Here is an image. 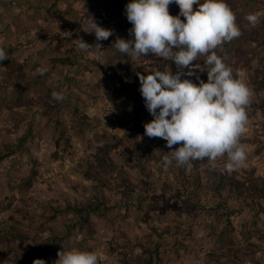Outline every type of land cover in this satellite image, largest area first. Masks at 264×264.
I'll return each mask as SVG.
<instances>
[{
	"label": "rangeland",
	"instance_id": "1",
	"mask_svg": "<svg viewBox=\"0 0 264 264\" xmlns=\"http://www.w3.org/2000/svg\"><path fill=\"white\" fill-rule=\"evenodd\" d=\"M130 2L0 0V264H56L71 249L95 251L99 264H264V0H226L242 35L217 54L255 93L247 161L231 175L226 156L215 169L173 161L165 171L163 156L180 145L137 131L153 119L130 101L137 73L177 68L152 53L119 57L112 45L132 28ZM90 16L114 30L102 52L84 31ZM80 38L93 47L79 50ZM181 79L198 85L207 72Z\"/></svg>",
	"mask_w": 264,
	"mask_h": 264
},
{
	"label": "clouds",
	"instance_id": "2",
	"mask_svg": "<svg viewBox=\"0 0 264 264\" xmlns=\"http://www.w3.org/2000/svg\"><path fill=\"white\" fill-rule=\"evenodd\" d=\"M179 6V15L169 12V5ZM194 5L197 7L194 10ZM127 20L132 24L129 34L133 39L117 37L112 47L133 58H143L149 53L166 61H174L177 72L154 70L151 74L137 73L140 93L153 119L144 124V135L161 138L173 151L164 155L165 171L176 162L178 167L192 166L194 161H207L215 169L217 160L227 157L223 171L231 175L247 161L246 146L241 143L250 120L254 90L239 75H234L225 63L227 57L217 54L225 43L239 38L242 33L236 24V15L226 0H131L125 6ZM184 17L181 20L180 17ZM252 27L258 23L255 13L246 16ZM84 24L87 33H94L95 49L101 51L99 41L114 35V30L99 26L90 16ZM83 28V26H82ZM77 47L87 51L93 47L82 38ZM203 57V66L197 62ZM0 48V62L7 60ZM187 69L185 72L184 70ZM44 75L47 68H37ZM207 72V82L199 84L182 76ZM197 80L199 76L197 75ZM52 97L62 101L65 97L53 92ZM56 264H99L95 251L71 249L58 252ZM34 264H44L42 260Z\"/></svg>",
	"mask_w": 264,
	"mask_h": 264
},
{
	"label": "trees",
	"instance_id": "3",
	"mask_svg": "<svg viewBox=\"0 0 264 264\" xmlns=\"http://www.w3.org/2000/svg\"><path fill=\"white\" fill-rule=\"evenodd\" d=\"M128 24V23H127ZM124 29H125V31H124V36H123V39H125V40H128V39H131V35L129 34V30H130V25H127V26H125L124 27ZM118 55H119V57L120 58H122V57H124V58H126V57H128V55L127 54H122V53H120V52H118ZM68 60H63V61H68V63H72V61L73 60H71L70 58H67ZM260 82V84L261 85H264V78L263 79H261V80H259ZM138 88H137V90L134 92V94H132V89L131 88H125V87H122L120 90H119V92H121V93H123V92H125L127 89H128V94L130 95V101H131V103L133 104V106H134V108L136 109V111L137 112H146V111H148L147 110V108H146V106H145V102H144V99H143V97H142V95H141V93H140V91H139V89H140V85H138L137 86ZM146 123H148L146 120H143L142 118L141 119H139L138 120V124H137V126H136V129H137V131L138 132H141L142 134H143V136L145 137V138H149V137H147L146 135H144V131H145V129H144V124H146Z\"/></svg>",
	"mask_w": 264,
	"mask_h": 264
}]
</instances>
